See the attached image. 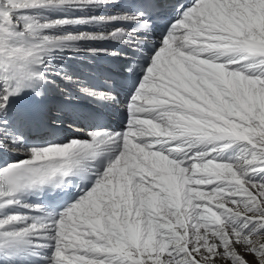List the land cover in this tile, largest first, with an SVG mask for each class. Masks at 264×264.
Returning a JSON list of instances; mask_svg holds the SVG:
<instances>
[{"label": "snow or ice", "instance_id": "obj_1", "mask_svg": "<svg viewBox=\"0 0 264 264\" xmlns=\"http://www.w3.org/2000/svg\"><path fill=\"white\" fill-rule=\"evenodd\" d=\"M0 264H264V0H0Z\"/></svg>", "mask_w": 264, "mask_h": 264}, {"label": "bare ground", "instance_id": "obj_2", "mask_svg": "<svg viewBox=\"0 0 264 264\" xmlns=\"http://www.w3.org/2000/svg\"><path fill=\"white\" fill-rule=\"evenodd\" d=\"M110 117H113L114 118V116H110Z\"/></svg>", "mask_w": 264, "mask_h": 264}]
</instances>
